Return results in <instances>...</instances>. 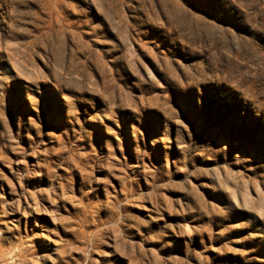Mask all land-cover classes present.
I'll list each match as a JSON object with an SVG mask.
<instances>
[{"label":"rangeland","instance_id":"rangeland-1","mask_svg":"<svg viewBox=\"0 0 264 264\" xmlns=\"http://www.w3.org/2000/svg\"><path fill=\"white\" fill-rule=\"evenodd\" d=\"M0 264H264V0H0Z\"/></svg>","mask_w":264,"mask_h":264}]
</instances>
